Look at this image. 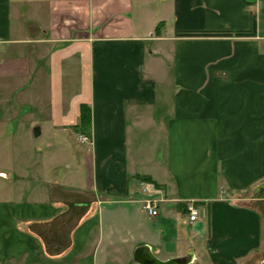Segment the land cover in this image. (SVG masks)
<instances>
[{
  "label": "crops",
  "instance_id": "0c3cea01",
  "mask_svg": "<svg viewBox=\"0 0 264 264\" xmlns=\"http://www.w3.org/2000/svg\"><path fill=\"white\" fill-rule=\"evenodd\" d=\"M16 2L0 0V79H24L37 100L41 86L56 91L55 75L81 74L68 81L70 126L87 147L81 183L54 178L33 201L0 199V264H129L143 245L160 261L264 264L259 1ZM81 104L88 136L75 128ZM187 202L199 209L191 224Z\"/></svg>",
  "mask_w": 264,
  "mask_h": 264
},
{
  "label": "rangeland",
  "instance_id": "374dc122",
  "mask_svg": "<svg viewBox=\"0 0 264 264\" xmlns=\"http://www.w3.org/2000/svg\"><path fill=\"white\" fill-rule=\"evenodd\" d=\"M258 5L264 9V1ZM12 56L16 57L17 53ZM55 77L56 91L47 93L41 86L37 100L33 88H21L24 79H0V170L11 174L10 182L0 178V199L11 195L33 201L41 194L43 181L57 178L63 183H81L84 179L82 152L87 145L76 140L74 126H70L78 109L71 106L68 85L71 77L81 81L82 75ZM249 194L252 195L251 191ZM255 207L264 217V205L255 204ZM181 217L188 219L187 214ZM196 255L199 261H205L201 251Z\"/></svg>",
  "mask_w": 264,
  "mask_h": 264
},
{
  "label": "water",
  "instance_id": "95a60500",
  "mask_svg": "<svg viewBox=\"0 0 264 264\" xmlns=\"http://www.w3.org/2000/svg\"><path fill=\"white\" fill-rule=\"evenodd\" d=\"M247 4H253L257 1L261 2L264 0H243ZM34 134L37 136L39 134V130L36 127L34 129ZM264 188V183L259 184L256 189L255 193L258 194L259 192H262V189ZM194 257L192 253L186 254L181 257H175L168 259L166 261H160L158 260L152 253L151 248L149 246L143 245L137 247L134 252L131 259V262L129 264H190L193 261Z\"/></svg>",
  "mask_w": 264,
  "mask_h": 264
},
{
  "label": "built area",
  "instance_id": "2783aa9c",
  "mask_svg": "<svg viewBox=\"0 0 264 264\" xmlns=\"http://www.w3.org/2000/svg\"><path fill=\"white\" fill-rule=\"evenodd\" d=\"M81 142H85L86 137H79ZM140 193L143 195H148L150 191L153 190L151 185L141 182L139 184ZM157 201L152 198H144L142 200L143 211L150 217H155L158 214L157 211ZM185 210L188 216V222L191 224L196 221L199 217V209L194 202H187L185 205Z\"/></svg>",
  "mask_w": 264,
  "mask_h": 264
},
{
  "label": "trees",
  "instance_id": "16d2710c",
  "mask_svg": "<svg viewBox=\"0 0 264 264\" xmlns=\"http://www.w3.org/2000/svg\"><path fill=\"white\" fill-rule=\"evenodd\" d=\"M155 35L160 34V24L157 25L154 31ZM91 126V114L88 106L81 104L79 107V124L75 127L78 133L89 135Z\"/></svg>",
  "mask_w": 264,
  "mask_h": 264
}]
</instances>
